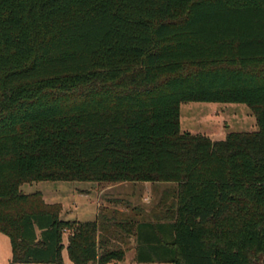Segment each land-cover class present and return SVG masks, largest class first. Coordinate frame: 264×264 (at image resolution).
<instances>
[{
	"label": "trees",
	"instance_id": "obj_1",
	"mask_svg": "<svg viewBox=\"0 0 264 264\" xmlns=\"http://www.w3.org/2000/svg\"><path fill=\"white\" fill-rule=\"evenodd\" d=\"M188 103L244 104L258 130L181 132ZM38 182L173 185L172 201L66 221L20 191ZM118 231L137 264H264V0H0L10 264L120 262Z\"/></svg>",
	"mask_w": 264,
	"mask_h": 264
},
{
	"label": "rangeland",
	"instance_id": "obj_2",
	"mask_svg": "<svg viewBox=\"0 0 264 264\" xmlns=\"http://www.w3.org/2000/svg\"><path fill=\"white\" fill-rule=\"evenodd\" d=\"M257 130L256 119L244 104L188 103L180 106L181 132L222 141L229 133ZM106 187L110 189L107 190ZM172 187L173 185H154L151 192L142 191L141 195L139 192L133 195L130 185L122 183L38 182L21 185L20 191L24 194L39 192L45 203L59 204L62 220L89 222L95 221L97 216H104L115 223H121L135 219L134 215L137 213L140 214L137 217L139 221H151L153 213H158L163 204L168 205L172 201ZM118 234L114 237L116 240L113 244L126 247L127 240L122 237L121 232L118 231ZM132 255L128 251L122 261L109 264H135ZM10 259L9 239L0 233V264H10Z\"/></svg>",
	"mask_w": 264,
	"mask_h": 264
},
{
	"label": "crops",
	"instance_id": "obj_3",
	"mask_svg": "<svg viewBox=\"0 0 264 264\" xmlns=\"http://www.w3.org/2000/svg\"><path fill=\"white\" fill-rule=\"evenodd\" d=\"M121 184V183H120ZM119 184V185H120ZM122 184H129L130 185V187H131V189H132V191L133 192H131L133 195L135 194L136 195V193H140V195H141V193H142V191L143 192H151V190L153 189V186L154 185H163V184H150V183H122ZM116 186V185H115ZM110 188L111 187H113V186H109ZM109 187H106V189L107 190H109L110 188ZM103 191V190H102ZM101 191V192H102ZM64 238H65V240H64V242H65V244H66V235L64 236ZM124 239H126L127 240V246H128V251H131L132 253H133V255H132V259H133V261L135 262V264H137L136 263V261H135V249H134V247H135V242H134V239L133 238H129L128 237V239L125 237ZM127 251V252H128ZM62 258H63V263L64 264H68L67 263V261L66 260H68V257H67V253H66V251H64L63 252V254H62ZM69 261V260H68ZM70 262V261H69Z\"/></svg>",
	"mask_w": 264,
	"mask_h": 264
},
{
	"label": "built area",
	"instance_id": "obj_4",
	"mask_svg": "<svg viewBox=\"0 0 264 264\" xmlns=\"http://www.w3.org/2000/svg\"><path fill=\"white\" fill-rule=\"evenodd\" d=\"M16 264H32V263H16Z\"/></svg>",
	"mask_w": 264,
	"mask_h": 264
}]
</instances>
